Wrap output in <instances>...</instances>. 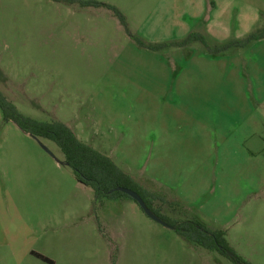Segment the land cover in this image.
Returning a JSON list of instances; mask_svg holds the SVG:
<instances>
[{
	"label": "rangeland",
	"instance_id": "1",
	"mask_svg": "<svg viewBox=\"0 0 264 264\" xmlns=\"http://www.w3.org/2000/svg\"><path fill=\"white\" fill-rule=\"evenodd\" d=\"M0 0V92L23 116L68 126L166 204L160 213L226 231L264 264V0ZM213 1L216 10L209 4ZM2 122L0 264H232L189 245L128 198L93 203L59 148ZM46 157L47 164L40 161ZM45 158V159H46ZM49 163V164H48Z\"/></svg>",
	"mask_w": 264,
	"mask_h": 264
},
{
	"label": "trees",
	"instance_id": "2",
	"mask_svg": "<svg viewBox=\"0 0 264 264\" xmlns=\"http://www.w3.org/2000/svg\"><path fill=\"white\" fill-rule=\"evenodd\" d=\"M55 1L73 5L77 4L83 8H106L119 19L122 25L125 26L124 17L116 8L110 5L81 0ZM263 38L264 27L255 30L243 39L232 40L214 48H209L204 37L194 33L188 35L180 42L164 43L162 45H144L143 43H140L138 45L157 51L163 47H182L198 41L209 53L218 55L231 49L244 48L250 43L257 42ZM0 112L3 123L11 122L23 133L33 136L37 140H45L54 143L61 151L64 158L63 161L67 163V167L71 170L75 180L92 190L94 205L100 203L104 199H131L125 194L115 190L118 187L130 189L141 197L147 208L162 220L166 224V227L172 229L174 233L187 244L207 251L218 252L232 264H250L237 255L229 246L226 240L225 230L210 229L196 220L177 221L161 214L159 209L155 207L154 203L158 201L162 204H166V202L158 194L150 193L141 187L131 176L118 168L110 158L80 141L75 133L65 124L54 120L50 122H40L23 116L16 110L12 103L5 99L1 92ZM32 256L44 263L51 262L46 257L37 253H32Z\"/></svg>",
	"mask_w": 264,
	"mask_h": 264
},
{
	"label": "water",
	"instance_id": "3",
	"mask_svg": "<svg viewBox=\"0 0 264 264\" xmlns=\"http://www.w3.org/2000/svg\"><path fill=\"white\" fill-rule=\"evenodd\" d=\"M30 136V135H29ZM32 138H34L38 143L39 145L42 147V149L47 152L50 156L53 157V155L40 143L39 140H37L35 137L31 136ZM56 162L58 164H62V165H65L67 166V163L66 162H60L58 160H56ZM116 191H119L123 194H125L126 196H128L129 198H131L135 203H137V205L139 206V208L142 210V212L151 220L161 224V225H164L166 226V224L160 220L157 216H155L148 208L147 206L145 205V203L143 202V200L141 199V197L135 193L134 191L130 190V189H126V188H121V187H118L115 189Z\"/></svg>",
	"mask_w": 264,
	"mask_h": 264
},
{
	"label": "crops",
	"instance_id": "4",
	"mask_svg": "<svg viewBox=\"0 0 264 264\" xmlns=\"http://www.w3.org/2000/svg\"><path fill=\"white\" fill-rule=\"evenodd\" d=\"M209 4L211 6V9L216 10V5H215V3H213V1H210ZM45 158L46 157H40L39 159H41L40 161L44 160V163L47 164V162H49V161H48L47 158L46 159ZM5 165H6V163L3 165L2 172H0V193H1V188L3 186L7 187V184L10 185L13 188L14 182H15V179H16V175L14 173L12 175L5 173V170H6V166ZM47 259H49V258H47ZM50 261H51L50 263H46V264H53L52 260H50Z\"/></svg>",
	"mask_w": 264,
	"mask_h": 264
}]
</instances>
